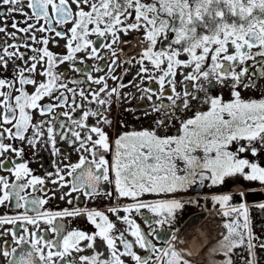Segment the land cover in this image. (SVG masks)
Listing matches in <instances>:
<instances>
[{
    "label": "snow or ice",
    "instance_id": "obj_1",
    "mask_svg": "<svg viewBox=\"0 0 264 264\" xmlns=\"http://www.w3.org/2000/svg\"><path fill=\"white\" fill-rule=\"evenodd\" d=\"M0 6V32L5 34L0 37V65L8 68L6 57L22 59L27 65L16 64L18 70L10 78L0 76V155L11 150L21 158L19 162L13 158L9 175L0 174V205L15 198L16 208L24 209L0 214V236L7 237L0 241V264H129L124 254L132 264H191L175 243L161 245L150 238L153 225L170 224L176 209L182 207V201L169 194L204 177L215 184L226 175L241 174L264 183V164L240 155L264 150V96L245 98L240 91L256 85L248 76L249 60L256 68L253 75L264 77V0H0ZM9 16L15 31L8 30ZM69 23L66 31L58 28ZM37 29L65 38L66 53L58 56L51 51L50 37L37 38ZM130 30L139 31L146 41L137 57L139 73L145 74L138 86L143 89L141 98L151 101L149 112L156 117V126L122 131L113 140L99 125L101 121L111 123L105 105H111L113 97L123 100L132 95L121 91L122 83L110 87L107 81L108 76L117 80L112 71L119 62L115 56L119 49L113 44L121 32ZM90 34L104 42L97 46ZM164 40L166 44H162ZM36 43L43 46L36 47ZM21 44L33 54L28 56ZM102 48L109 50L110 64L101 59L105 55ZM81 51L100 61L95 65L97 71L105 66L109 71L93 75L85 56L78 55ZM146 60L150 63L145 64ZM41 62L46 65L39 68L44 78L37 80ZM61 62H68L63 72L55 67ZM145 80L150 83L144 84ZM214 84L230 85L231 98L213 94ZM44 97L49 100L44 102ZM93 102L98 107H92ZM33 110L44 118L33 122ZM60 116L65 117L59 120L60 139L78 152V158L73 161L69 156V162L58 166L54 176H47L61 186L70 185L68 192H76L78 197L115 195L117 203L108 211L127 223L134 241L125 237L106 211L87 207L54 210L44 205L55 193L31 194L38 189L47 191L45 176L34 174L23 159L24 149L4 142V137L36 144L46 130L52 151L60 153L56 146ZM90 116L99 117L97 123H90ZM177 120L179 134H161ZM234 144L238 145L236 151ZM105 152L112 153L111 159ZM0 167H6L4 159H0ZM13 174L15 179L10 178ZM108 184H114V189ZM145 194L155 198L145 199ZM212 199L220 203L224 216L235 217L223 221L226 234L213 249L223 253V259L212 264H235L238 247L247 252L241 257L242 264H259L257 248H264V234L254 230L249 206L230 204V193ZM258 206L264 209V201ZM121 209L124 215H119ZM142 209L159 217L145 220L147 230L132 215L133 211L145 215ZM81 212L87 214L95 231L66 226L64 217ZM5 224L11 227H3ZM97 237L106 241L110 259L95 250ZM117 237L122 249L117 247Z\"/></svg>",
    "mask_w": 264,
    "mask_h": 264
},
{
    "label": "flooded vegetation",
    "instance_id": "obj_2",
    "mask_svg": "<svg viewBox=\"0 0 264 264\" xmlns=\"http://www.w3.org/2000/svg\"><path fill=\"white\" fill-rule=\"evenodd\" d=\"M26 3V0H25ZM3 7V6H0ZM17 16L20 20L23 17L19 13L11 14ZM41 23H43V18H41ZM0 23H3L2 18H0ZM67 27H70V23L65 25H58V28L67 30ZM9 31H15L11 27V16H9ZM37 38L41 35H47L50 37L48 47L51 51L59 55L66 53V40L63 37H57L54 33L42 32L36 30ZM5 34L0 32V37H3ZM21 35H25L21 33ZM90 38L93 39L97 46L104 42L103 38L98 37L96 34H90ZM53 40H58L59 43H53ZM8 43H11V38L7 39ZM31 42V41H29ZM167 40L162 41V44H166ZM43 46L41 43H36V47ZM146 46V41L142 37L141 33L136 30H130L128 33L121 32L120 39L117 43L113 44V48L119 49L115 53V56L118 58L119 62L114 65V70L112 75L117 76V80H112L111 76L107 77L109 86H118L121 83L124 87L121 89L122 92H128L131 97H125L123 100H117L116 97H113L111 105H105V108L108 109V117L111 119V123H106L101 121L100 125L106 132L109 133V136L114 140L115 136L122 131H130L133 129H139L142 127H155L156 117L149 112V105L151 101L147 97L141 98V89L138 84L140 76L145 75L144 73H139L140 63L137 59L138 55L141 53L142 48ZM22 51H25L28 56H31L33 53L31 50L24 48L23 44L20 45ZM101 51L105 53L101 57L103 61H106L108 64L111 63V60L108 59L107 53L108 49L102 48ZM78 55H84L87 61V66H90L93 75H103L109 71L108 67H103L99 71L96 70L95 65L100 63V61L95 60L91 57H87L86 53L81 51ZM9 64L8 68L4 69L0 65V76L11 77L16 69V64L20 66L27 67L24 65L23 60H16L14 57H6ZM15 60V64H14ZM31 63V61H29ZM77 63H81L77 61ZM147 60L145 64H149ZM250 76L253 81L256 82L255 87H250L248 89L240 88L241 94L245 98L255 97L259 98L264 96V77H257L253 75V72L256 71L255 65L252 61H248ZM46 66L43 62L38 65V71L36 74V79L40 80L44 77L39 74V68ZM56 70L63 72L68 68V62H61L56 65ZM139 73V75H137ZM27 75V73H25ZM68 75L72 76L73 72L71 69L68 71ZM80 73H75V76L79 77ZM131 81V83H129ZM150 82L145 80L144 84H149ZM71 87L72 85L69 84ZM87 86V85H85ZM158 87V84L156 85ZM17 87L19 85L17 84ZM92 87H98V85L93 84ZM29 91H32V86H27ZM230 85L221 86L219 84H214L212 86L213 94L222 93L225 99L231 98ZM48 97H44L43 101L47 102ZM92 107H98L95 102L92 103ZM148 113V115H145ZM191 114V113H190ZM44 118L39 112L33 110V122H36L39 119ZM49 119L51 117L49 116ZM65 119V117L60 116L56 120L57 126V147L61 149L60 153H54L52 151V145L47 141V135L45 130V137L41 138L36 144H29L27 140L21 141L17 138L15 141L11 137L5 135L4 142L14 143L15 147H22L24 149L23 159L28 160L29 167L34 170V174L45 176V187L47 191L43 189H38L36 193H31V190L28 189L32 195H48L49 193H55L54 196H49L48 202L44 207H51L54 210H62L64 208H97L102 211H106V214L112 219L117 228L123 230L125 237L127 239L135 240V237L127 231L128 225L124 221H120L116 213L108 211L112 206L117 203L115 195L113 197H107L104 195H97L94 199H90L83 195L77 196L76 192L69 193L68 189L70 185H60L59 182L54 183L53 177L47 176V173H53L55 175L56 168L58 166L62 167L63 165L69 162L70 158L75 161L78 158V152L69 146L66 140L60 139L59 133V120ZM99 117L90 116L89 122L92 124L97 123ZM86 131V129L84 130ZM179 121H174L170 127L165 131H162L161 134L176 135L179 134ZM32 130L29 129V135ZM71 136V133H69ZM233 150H238V145H233ZM88 155V153H85ZM109 159H111L112 153H104ZM240 155H245L249 159H254L258 162L264 164V150H261L258 153L245 152L240 153ZM15 158L17 162L20 161V157H17L14 152L7 150L3 155H0V159L5 160L6 167H0V174L9 175L7 171L8 168L12 166V160ZM11 179H15L14 174L10 176ZM65 179L71 180L72 177H65ZM107 187L114 189V184H108ZM225 193H230L232 199L230 204L235 205L239 203H246L249 206V216L252 220L254 230L258 234H264V209L260 208L258 205L260 202L264 201V183L258 181L247 180L241 174H230L226 175L222 181L219 183L213 184L210 177H204V179H197L195 183L190 184L187 188L177 189L174 193L169 194V197H175L182 201V207L176 209L173 216L172 222L165 223L161 228L159 225H153L154 232L151 234V239L153 242L161 245H166L167 243H175V247L178 250L182 251V254L185 258L191 261V264H212L214 260L223 259V253L214 252L213 249L217 247L222 236L226 234V225L223 221L226 219H235L234 216L226 217L223 215V209L218 201H213L212 197L214 195H223ZM145 199L155 198L152 194H145ZM124 202H130L129 199L120 198ZM23 208L17 209L15 206V198L11 201L6 202L4 205H0V214L12 213L14 211H23ZM142 213L133 211V218L141 225L145 230L148 229L149 225L145 223L147 218H159L156 214L151 213L147 209H142ZM123 209L120 210L119 215H124ZM60 219V218H58ZM66 226L70 229L73 227L80 228L88 232L95 231V225L87 218L85 212H81L76 216H69L63 218ZM242 219V218H241ZM19 222H17V227ZM3 227H11V224H5ZM3 229L0 228V231ZM157 236L160 238L157 239ZM175 236L177 239L172 240V237ZM7 237L0 236V241ZM118 243L117 247L122 249V244L119 242V237H117ZM135 250L138 251L141 255L145 254V250L142 249L139 245H134ZM187 249V251H184ZM101 252V256L104 259H110V249L103 240V238L97 237L96 240V249ZM85 251H92V249H86ZM246 249L238 247L234 253L235 264H242L241 257L246 256ZM124 259L129 261V264H132L131 258L124 254ZM257 258L259 264H264V248H257ZM149 264H155L154 261H149Z\"/></svg>",
    "mask_w": 264,
    "mask_h": 264
}]
</instances>
